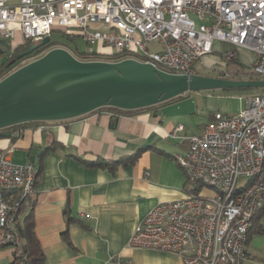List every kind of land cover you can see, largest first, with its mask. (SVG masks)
<instances>
[{"label": "built area", "instance_id": "obj_1", "mask_svg": "<svg viewBox=\"0 0 264 264\" xmlns=\"http://www.w3.org/2000/svg\"><path fill=\"white\" fill-rule=\"evenodd\" d=\"M56 30L179 75L195 74L220 42L231 46L221 53L227 62L238 60L240 49L255 53L254 71L264 80V0H0L2 38L19 32L33 45ZM188 141L176 161L211 193L159 204L127 247L171 253L182 264H244L253 218L264 206V89L234 115L217 112ZM38 175L35 165L15 164L0 152V249L19 256V215L24 200L37 194ZM110 264L132 262L118 255Z\"/></svg>", "mask_w": 264, "mask_h": 264}, {"label": "crops", "instance_id": "obj_2", "mask_svg": "<svg viewBox=\"0 0 264 264\" xmlns=\"http://www.w3.org/2000/svg\"><path fill=\"white\" fill-rule=\"evenodd\" d=\"M24 43L21 33L13 40L0 36L6 52L0 65ZM213 48L209 62L231 46L215 42ZM245 105L224 92H196L131 115L100 110L3 135L1 153L39 169L33 212L47 264H110L118 255L132 264H182L171 253L131 250L128 242L153 208L194 193L176 161L188 151V138L217 112L234 115ZM98 160L119 163L90 166ZM247 252L244 264H264V232L248 239ZM14 255L13 248L0 249V264H13Z\"/></svg>", "mask_w": 264, "mask_h": 264}, {"label": "water", "instance_id": "obj_3", "mask_svg": "<svg viewBox=\"0 0 264 264\" xmlns=\"http://www.w3.org/2000/svg\"><path fill=\"white\" fill-rule=\"evenodd\" d=\"M49 44L47 37L20 53L17 60ZM5 54L0 48V56ZM250 88L264 89V80L171 74L135 59L84 61L57 47L0 80V130L30 122L71 120L104 107L133 111L188 93Z\"/></svg>", "mask_w": 264, "mask_h": 264}, {"label": "trees", "instance_id": "obj_4", "mask_svg": "<svg viewBox=\"0 0 264 264\" xmlns=\"http://www.w3.org/2000/svg\"><path fill=\"white\" fill-rule=\"evenodd\" d=\"M58 31H60V30H58ZM31 45L32 44L30 42H25L22 46H20L16 49V51L13 53V55L11 57L7 58V60L3 64L0 65V80L3 79L5 76H7L12 71H14L17 68L22 66L21 65L22 63L14 64V60H17V56L21 52H23L24 50H28ZM52 48H55V47H54L53 43H51V38H50V44L43 47V48H40L39 50H37L34 53V57H36V58L40 57L45 52H47L49 49H52ZM72 54L76 58H78L80 60H84V61L100 60V61H107V62H118V61L123 60L124 58L127 57V56L112 55V54H110V52H108L104 49L103 50H94V52L91 54L89 52L87 54H82L78 50H75V51H73ZM128 57L131 58L132 56H128ZM229 63H235L236 69L233 71H229V70L220 71L219 77L225 78V79H231V80H261L259 75L254 71L253 66H252V69H249L245 65H243L239 61V59L235 60L233 62H229ZM226 73L229 75L228 77L226 76ZM195 74H196V72H195ZM238 78H240V79H238ZM230 90H242V89H230ZM230 90H224V91H230ZM183 96H179V97L172 99L170 101H167L165 103L181 99V98H183ZM153 107H155V106L143 108V109H139V110H133V111L121 110V109H117V108H113V107H104V108H100L96 111L106 110V111L113 112L116 115H131L133 113H136V112H139L142 110H146L149 108H153ZM96 111H94V112H96ZM42 123H47V122L24 123V124H20V125H16V126L7 128V129L0 130V139L3 138V134L10 133V132L12 134H14L19 129H22L26 126L37 125V124H42ZM14 139H15V137L12 138V140H14ZM117 163H119V162H113L112 164L108 163V162L107 163H100L98 160L94 163H89V164H90V166H109V165L112 166L113 164L115 165ZM39 175H38V177H39ZM189 182L196 186L194 193L199 191L200 189H202V186L198 182L190 180V179H189ZM34 197L35 196L26 198L22 204V207H21V211H20V215H19V219H20L19 230H20L22 241H23V254L21 256H19L15 252L13 264H47L43 248L41 246V243H40V241L37 237L36 231H35V219H34V212H33V208L35 206V201H33ZM263 221H264V206H262L257 211L255 217L253 218L252 226L249 230V239H250V237H252L256 234H261L264 232V225L262 223Z\"/></svg>", "mask_w": 264, "mask_h": 264}, {"label": "rangeland", "instance_id": "obj_5", "mask_svg": "<svg viewBox=\"0 0 264 264\" xmlns=\"http://www.w3.org/2000/svg\"><path fill=\"white\" fill-rule=\"evenodd\" d=\"M19 33H16V37ZM51 43H53L54 47H62L73 53V51L78 50L82 54H87L91 48L95 50L100 49V45H93L89 46L83 39L77 38L76 41H72L68 39L63 31H53L51 34ZM223 52V51H220ZM215 50L211 56L215 55ZM239 60L240 62L245 65L247 68L252 69V66L254 65L256 61V54L249 51V50H244L240 49L239 50ZM210 55H207L204 57V62L202 65H199L196 70V74L201 75V76H206V77H219L220 71L223 70H229L233 71L236 69V64L232 63L228 65V62L222 58V56L215 57L217 60H214L209 62L207 59ZM213 63H219L218 64H213ZM216 66V69L214 67ZM210 68V69H209ZM221 78V77H220ZM240 79V78H238ZM245 79V78H244ZM262 89L258 88H253V89H242V90H230V91H224V90H215V91H206V92H212V93H221L224 92L227 95L235 97V99L240 102L241 100H244L246 98H250L251 96H254L258 93H260ZM246 184L245 180H240L239 186H243Z\"/></svg>", "mask_w": 264, "mask_h": 264}, {"label": "flooded vegetation", "instance_id": "obj_6", "mask_svg": "<svg viewBox=\"0 0 264 264\" xmlns=\"http://www.w3.org/2000/svg\"><path fill=\"white\" fill-rule=\"evenodd\" d=\"M27 50H24L23 52H26ZM23 52H21V53H23ZM36 52V51H35ZM34 52V53H35ZM34 53H31V54H29V55H27L26 57H24L23 59H21V60H14V64H17V63H22L23 61H26V60H28V59H30V58H32V57H34Z\"/></svg>", "mask_w": 264, "mask_h": 264}]
</instances>
